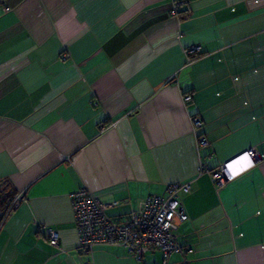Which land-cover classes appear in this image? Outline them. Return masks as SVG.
Instances as JSON below:
<instances>
[{
    "label": "crops",
    "instance_id": "1",
    "mask_svg": "<svg viewBox=\"0 0 264 264\" xmlns=\"http://www.w3.org/2000/svg\"><path fill=\"white\" fill-rule=\"evenodd\" d=\"M174 1L0 0V264H162L84 250L72 196L123 219L174 183L189 251L168 264H264V0ZM244 156L218 188L209 171Z\"/></svg>",
    "mask_w": 264,
    "mask_h": 264
},
{
    "label": "built area",
    "instance_id": "2",
    "mask_svg": "<svg viewBox=\"0 0 264 264\" xmlns=\"http://www.w3.org/2000/svg\"><path fill=\"white\" fill-rule=\"evenodd\" d=\"M182 2L174 1V13L177 14ZM199 51L198 46H191L187 53L194 55ZM192 100V95L184 96V101ZM203 127V121L194 118L196 133ZM201 147L209 144L207 138L199 135ZM250 158H257L258 153L249 150ZM218 188H223L228 182L236 178L229 164L221 163L214 170L209 171ZM191 191L190 183H174L168 188L166 194L148 196L137 210H133L123 219H114L108 214V209L119 204L118 201L102 202L95 194L86 188L73 193L72 204L75 223L80 237V245L86 251H91L96 245L123 246L133 253L137 260L155 250L162 252V264H168L169 258L176 253L184 254L189 251L183 248L177 237L178 222L187 219L182 203V194ZM23 194L17 193L9 203L6 212L19 207ZM49 233V242L58 245L60 233L46 227Z\"/></svg>",
    "mask_w": 264,
    "mask_h": 264
},
{
    "label": "snow or ice",
    "instance_id": "3",
    "mask_svg": "<svg viewBox=\"0 0 264 264\" xmlns=\"http://www.w3.org/2000/svg\"><path fill=\"white\" fill-rule=\"evenodd\" d=\"M249 164H250L249 157L244 156V157L242 158V161H237V162H236V166H235V167L232 166V165H230L229 167L232 168V170H233V175H235V174H237V172H238L239 170H242L243 167H247Z\"/></svg>",
    "mask_w": 264,
    "mask_h": 264
},
{
    "label": "trees",
    "instance_id": "4",
    "mask_svg": "<svg viewBox=\"0 0 264 264\" xmlns=\"http://www.w3.org/2000/svg\"><path fill=\"white\" fill-rule=\"evenodd\" d=\"M13 197H14V196H12L11 200L13 199ZM11 200H10V202H11ZM6 207H7V206H6Z\"/></svg>",
    "mask_w": 264,
    "mask_h": 264
}]
</instances>
